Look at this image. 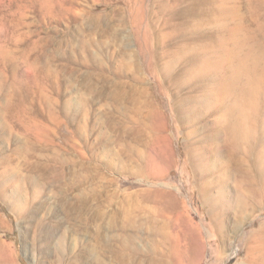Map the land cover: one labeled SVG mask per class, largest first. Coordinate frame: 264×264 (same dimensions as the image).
<instances>
[{
	"label": "rangeland",
	"instance_id": "obj_1",
	"mask_svg": "<svg viewBox=\"0 0 264 264\" xmlns=\"http://www.w3.org/2000/svg\"><path fill=\"white\" fill-rule=\"evenodd\" d=\"M0 221V264H264V0H0Z\"/></svg>",
	"mask_w": 264,
	"mask_h": 264
},
{
	"label": "bare ground",
	"instance_id": "obj_2",
	"mask_svg": "<svg viewBox=\"0 0 264 264\" xmlns=\"http://www.w3.org/2000/svg\"><path fill=\"white\" fill-rule=\"evenodd\" d=\"M252 89H253V88H252ZM241 91H242V90H241ZM62 160H63V161H66L65 158L62 159ZM63 174H64V172L61 173L60 175H63ZM15 180H16V179H15ZM4 181H5L6 185L8 186L9 183H10V179H9V178H6ZM18 184H20V183H18ZM16 186H17V185H16ZM16 191H17V190H15L14 192H16ZM19 191H20V190H19ZM14 192H13V193H14ZM13 193H12V194H13ZM16 194H18V193H16ZM13 195H15V194H13ZM19 197H20V196H19ZM20 201H21V199H20ZM1 223H2V222L0 221V226L2 225ZM101 264H105L104 261H102Z\"/></svg>",
	"mask_w": 264,
	"mask_h": 264
}]
</instances>
